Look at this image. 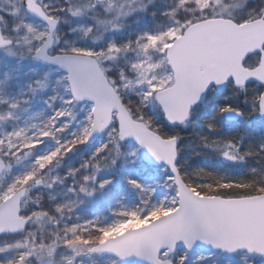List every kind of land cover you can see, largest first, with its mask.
Here are the masks:
<instances>
[{
  "label": "rangeland",
  "instance_id": "1",
  "mask_svg": "<svg viewBox=\"0 0 264 264\" xmlns=\"http://www.w3.org/2000/svg\"><path fill=\"white\" fill-rule=\"evenodd\" d=\"M36 2L59 23L52 53L97 59L130 115L157 133L164 123L155 95L174 83L167 60L168 49L161 51L163 43L172 44L201 15L207 19L229 18L238 23L252 22L264 16V0H211L210 4L208 0H187V4H181V0ZM201 6L206 9L203 13ZM185 20L192 23L185 24ZM14 25L17 31H13ZM0 29L6 39L12 40V47L0 50V138H8L10 133L19 131L21 136L13 137L14 143L40 142L36 148L24 149L18 161L0 158L8 166L0 176V185L8 183L11 168L17 174H23L35 166L36 178L41 180V184L30 186L22 205L32 209L39 204L38 211H48L58 219L55 205L76 201L75 211L65 216L61 226L74 222L77 216L81 220H95L101 225H119L107 239L145 226L173 211L178 206V191L172 174L165 167L146 164L139 146L128 140L119 149L110 144L111 151L105 154L98 166L100 179L112 180L109 186L91 197L81 193L78 198L67 191L74 183H84L83 176L93 174L94 162H87L94 148L108 142L110 137L105 132L91 144L79 143L83 128L90 127L93 121V105L77 103L72 97L67 74L35 59L37 49L48 35V26L28 14L25 0H0ZM170 29L172 32L163 37V42L154 41L147 49L143 47L148 43L141 39L146 33L158 35L169 33ZM113 45L120 51H115ZM256 63L257 60L253 59L248 66ZM148 81H152L156 92L145 100L143 93L150 88ZM227 100L230 101V97ZM69 148L72 150L68 151ZM132 152L136 155H129ZM44 156H51V159L45 161L44 168L40 169L35 161L37 157ZM105 164L108 167H104ZM129 179H134L139 187L130 185ZM189 186L197 192L198 185ZM88 187L89 190L93 187L90 181ZM122 212L132 215L125 217L120 214ZM31 227L38 236L49 240L56 230L54 220L48 216L35 220ZM27 236V232L1 235L0 247L22 242ZM16 252L17 249L13 248L7 255ZM184 254L188 257L187 264H264V257L256 258L247 252L224 255L221 252L201 250L191 253L179 249L175 256ZM72 257V252L63 251L57 256V264H69ZM79 259L82 264H123L111 256L87 252ZM161 259H172V255L161 256Z\"/></svg>",
  "mask_w": 264,
  "mask_h": 264
},
{
  "label": "water",
  "instance_id": "2",
  "mask_svg": "<svg viewBox=\"0 0 264 264\" xmlns=\"http://www.w3.org/2000/svg\"><path fill=\"white\" fill-rule=\"evenodd\" d=\"M27 9L49 29L46 41L39 48L40 54L36 53L35 59L58 68L68 75L73 99L81 104L88 102L94 105L96 111L93 112V121L97 124L103 123L107 127V124L114 121V117L116 121L122 120L126 129L135 132L143 139L146 147L137 143L133 136H129L127 140L139 146L144 162L149 166L166 167L174 178L178 191V207L174 211L145 226L108 238L116 240L123 236L143 252V258L138 259L133 255L127 263L156 264L153 253L146 249L157 243L164 251L174 246L175 252L178 249L191 253L200 250L222 252L225 255L247 252L256 258H263L264 252L258 249H264V194L237 199L197 195L183 180L177 167L179 156L177 139L173 143L171 139H164L150 130L144 123L135 121L109 84L95 58L72 54L51 55L50 50L54 46V33L58 28V21L49 17L41 6H30ZM40 12H43L44 16H41ZM45 16L49 19H45ZM50 20L55 21L54 26ZM211 20L214 23L192 24L168 48L167 60L173 73L174 84L157 92L155 101L165 119L172 125L185 124L195 108L213 89L223 93L231 82L239 89L250 83H259L264 87V49L261 48L264 45V24L255 23V20L245 24L244 27H240L237 23L233 27L232 20L222 18ZM0 35H2L1 29ZM11 45L5 44L0 46V49H7ZM258 49L262 51L259 65L254 69L246 68L247 59L256 55ZM41 57H49V59ZM66 66L71 67V72ZM69 76L72 78L69 79ZM217 80L220 81L219 84H216ZM207 85L211 86L207 88L203 98L199 103L191 106L190 114L181 122L178 117L184 115L185 106L195 96L201 94V87ZM78 95L82 98L76 99ZM241 116L235 112L225 113V119L229 122H237ZM104 132H95L88 143L95 142ZM169 160L172 161L171 164ZM224 161L229 163L232 158L225 157ZM0 164L4 166V172L7 165L2 159ZM173 166L178 169V173L172 171ZM3 172H0V175ZM177 175L180 178L179 183H177ZM25 196L21 197V203ZM181 201L188 208L187 213L180 210ZM192 234L203 235L220 246L214 248L197 239L194 247L187 250L182 239L174 240L176 236ZM229 248L235 250L228 251ZM101 254L118 259L107 252ZM159 259L161 260V256Z\"/></svg>",
  "mask_w": 264,
  "mask_h": 264
},
{
  "label": "snow or ice",
  "instance_id": "3",
  "mask_svg": "<svg viewBox=\"0 0 264 264\" xmlns=\"http://www.w3.org/2000/svg\"><path fill=\"white\" fill-rule=\"evenodd\" d=\"M209 4L211 0H208ZM181 4H187V0H181ZM206 9L201 6V12L203 13ZM41 16H44L43 12H40ZM45 19H49L45 16ZM197 23L203 24H212L213 20L204 18L203 15L196 18ZM50 23L55 25L54 20H50ZM185 24H191V20H185ZM255 23L264 24V16H261ZM247 24V21H243L240 24V27H244ZM235 22H233V27H235ZM15 25L13 26V31H17ZM31 30V29H29ZM172 32L169 30V33H162L158 35H150L145 34L141 39H146L148 43H145L143 47L147 49L154 41L163 42V37ZM12 40L5 39L3 35H0V46L5 44H11ZM113 49L117 52L120 51L119 48H116L115 45L112 46ZM171 47L170 43H163V48L168 49ZM264 49V45L261 46ZM40 54V50L37 49V55ZM257 56L262 54L261 50H257L255 53ZM42 59H49V57H41ZM69 68L71 72V67ZM136 67V65H133ZM72 77L69 76V79ZM150 88L149 90L143 93L145 100L151 98L153 94L156 92V88L152 86V81H148ZM220 81L217 80L216 84H219ZM43 87V85H41ZM211 85H207L206 87L200 88V95L195 96L189 103L185 106L184 115L178 117L181 122L186 119L187 115L190 114L191 106L199 103L200 99L203 98V95L207 92V88ZM79 95L76 99H81ZM15 107V105H13ZM254 110H258L261 115H264V93L261 94L260 100L257 103V108ZM96 108H92V112H95ZM235 112L237 115H243L235 107L231 105H223L218 108V115L222 113ZM61 116L64 113H60ZM135 115V114H133ZM142 120V117L140 118ZM144 126V125H141ZM118 128L120 129L119 131ZM209 128H214V125L210 124ZM97 131H105L107 132L110 140L98 147L94 148L92 152V156L87 163L94 162V172L91 176L85 175L82 177L84 183H74L70 185L67 189L69 193L77 196L79 198L80 194L83 193L88 197L94 195L96 191H103L107 186L112 183L111 179L103 178L100 179L98 173L100 168L98 167L101 161L104 159L105 154L111 151L110 144L114 145L117 149H119L120 145L127 142L129 136H133L137 143L141 146L144 145L143 139L137 135L135 132L126 129L123 126V122L121 121H112L111 123L105 124L100 123L97 124L95 121H91V126H85L81 133V138L79 139V143L81 145H87L88 141L92 137V135ZM113 133H117V135H113ZM44 135H48V133H44ZM21 132L17 131L14 133H10L8 138H0V158H7L11 161H18L20 159L21 153L24 152L26 148H36L39 145V141H32L31 143L19 144L13 142V137H20ZM175 137L171 138L172 142H175ZM75 144V142H74ZM229 148H234L235 145L228 144ZM72 149L69 148L68 151ZM261 152H264V145L260 148ZM56 155V153H53ZM119 155V152H117ZM131 156H135L136 153H129ZM224 155L228 158H233L230 152H225ZM51 156L37 157L35 161V165H38L40 169L44 168V162L50 160ZM135 162V161H133ZM115 161L113 160V164ZM171 164L172 161L169 160ZM87 167V164L84 165ZM104 167H108V165H104ZM4 166L0 164V172H3ZM79 170L77 169L76 172ZM172 171L174 173H178V169L173 166ZM10 179L6 185H0V235H5L8 233H24L27 232L28 236L21 241H16L14 245H6L4 247H0V264H57V256L60 255L63 251H70L73 253L72 259L69 261V264H82L79 257L87 252V253H110L113 256L117 257L120 261L125 262L127 264L128 259L135 255L138 259L143 258V252L137 247L133 246V244L124 239V237H120L116 240H109L107 237L118 230L119 225H101L95 220L84 219L81 220L79 216L76 217V220L72 223H63L65 216L74 212L75 207L77 206L76 201H66L60 204L55 205L54 212L59 217L55 219L52 217L48 211L45 210H37L40 206L37 204L32 209H26L21 203V197L25 196L26 193L29 192L30 186L34 183L36 186L41 184V180L37 179V170L34 169L32 171H26L23 174H17L14 168L10 169ZM75 175V173H73ZM67 179V177H66ZM177 183H179V176L176 177ZM91 182L92 189L89 190L88 182ZM98 182V188L96 184ZM128 183L135 187H139L137 182L134 179H129ZM51 188V185L48 186ZM181 189H183V185H181ZM199 195V193H197ZM55 199V197H53ZM83 203V200L79 201ZM182 212L187 213L188 208L184 206L183 201H181V209ZM121 215L127 217L128 215H132L129 212H122ZM42 216H48L50 220H54L56 230L51 234L53 238L46 239L42 236H38L33 230L32 225L35 220H39ZM35 218V220H34ZM71 219L70 216H68ZM123 223V222H121ZM30 237V239H29ZM183 240L184 245L187 250H191L197 239H199L202 243L206 245H210L212 247H219L220 245L212 242L211 240L206 239L203 235H187V236H176L174 240ZM15 248L17 252L14 255L8 256L7 254L11 252V250ZM228 251H234L235 249L229 248ZM259 251L264 252V249H258ZM146 251H151L156 260V264H187L188 257L187 254L181 255L179 257L175 256V247H169L167 251H164L159 243L152 246L150 249H146ZM172 254V259H165L161 261L159 259L160 256L169 257Z\"/></svg>",
  "mask_w": 264,
  "mask_h": 264
},
{
  "label": "trees",
  "instance_id": "4",
  "mask_svg": "<svg viewBox=\"0 0 264 264\" xmlns=\"http://www.w3.org/2000/svg\"><path fill=\"white\" fill-rule=\"evenodd\" d=\"M262 90L260 85L250 84L243 90L230 86L222 94L212 91L183 126H172L162 118L164 127L158 134L178 138V168L189 185H198L199 194L223 198L264 194V152L260 151L264 118L254 110ZM223 105L240 110L242 119L228 123L224 113L217 114ZM229 143L235 147L229 148ZM226 151L233 157L229 164L222 159Z\"/></svg>",
  "mask_w": 264,
  "mask_h": 264
},
{
  "label": "flooded vegetation",
  "instance_id": "5",
  "mask_svg": "<svg viewBox=\"0 0 264 264\" xmlns=\"http://www.w3.org/2000/svg\"><path fill=\"white\" fill-rule=\"evenodd\" d=\"M29 1L33 2L32 0H29Z\"/></svg>",
  "mask_w": 264,
  "mask_h": 264
}]
</instances>
